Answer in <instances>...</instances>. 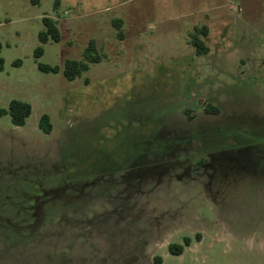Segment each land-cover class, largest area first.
<instances>
[{"label":"rangeland","instance_id":"rangeland-1","mask_svg":"<svg viewBox=\"0 0 264 264\" xmlns=\"http://www.w3.org/2000/svg\"><path fill=\"white\" fill-rule=\"evenodd\" d=\"M44 17L57 41L40 42ZM89 41L99 60L68 80L65 61L83 60ZM0 44V108L31 105L23 126L0 117V216L12 222L0 264H264V175L214 173V191L208 176H177L183 158L249 144L247 162L264 169V0H0ZM136 165L147 175L128 192L115 174ZM66 174L75 185L117 177L119 197L77 186L64 205L22 212L12 191Z\"/></svg>","mask_w":264,"mask_h":264},{"label":"flooded vegetation","instance_id":"flooded-vegetation-1","mask_svg":"<svg viewBox=\"0 0 264 264\" xmlns=\"http://www.w3.org/2000/svg\"><path fill=\"white\" fill-rule=\"evenodd\" d=\"M254 150H255V146L249 144V145H244L241 147L239 146L235 147L233 150L231 148L228 151L223 150V151H218V152L216 151V152L205 153L204 157L201 158V161L200 159H197V160L194 159L191 164H188L187 167L182 166V161L183 159H185L183 158L178 161L179 163L178 167L180 166L181 168H180V173L177 174V176L178 177L182 175L192 176L191 180L195 181L198 185H200V181H201L200 176H203V175L208 176L209 178H207V181L211 188L212 178H213V175H215L216 173L217 175H220L221 177H223V180L227 179V175H229L231 171H237V172L244 171L247 173H251L253 175H264L263 168L252 166L253 164L247 162L248 160L246 157L248 156V153H254ZM137 168L141 169L142 166L136 165L132 169H128L127 170L128 172H125L123 170V171H119L118 174H115V176L118 175V179L119 177H121V179L127 180L125 183L127 184L129 188L128 192H131L133 189H136V186L132 184L134 183V181L136 182V179L145 180L144 176L147 175V173H144V171L143 172L135 171V169ZM137 173H139V176L137 175ZM67 174L65 177L62 178V180L60 179L62 182H60L57 179L55 180V183L51 185H47V186H45L44 184L42 185L39 184L35 186L26 185V189H22L21 191H19L16 188L14 191H12L15 193L13 195L18 197L17 202L18 203L21 202L24 205L23 208L25 209L22 212L29 213L28 209L34 208V210H36L35 214L39 215L40 213L39 209L41 210L43 209L44 211L45 210L44 206H48L49 204L53 205V203L54 204L63 203L64 205L65 195L67 193L78 191L79 189L77 186H80L81 188L88 187L91 190H94V189L98 191L102 190V192H109L111 189H113V191H115L116 193L114 198L119 197L120 188L119 186L116 187V185L117 184L119 185L120 182L116 180L117 177L115 178L113 177V179H110L108 177L104 178L105 176L104 177L98 176V178L96 177L97 179L95 181L90 180L91 182L89 183L85 182L84 184L75 185L73 183V180H71V178H68L70 176ZM133 175L135 176V178L133 179V182H131L130 179L132 180ZM127 177L129 178L127 179ZM179 181H182V180H179ZM212 191H214L213 187H212ZM260 192L261 194L264 193L263 187L260 188ZM120 198L122 197L120 196ZM70 202H73L72 199L71 200L68 199L67 203H70ZM17 213L18 215H20V210H18ZM18 215L16 216V224L18 225L21 224V226H18L19 230L16 232L17 235L15 239L18 241L19 240L18 237L21 236L20 240H22L23 242H26V239L28 241L30 237L32 238L33 232H32V229H29L27 227L28 226L27 223H25L27 218L25 219L23 217L24 219H20L18 218ZM22 215L24 216V214ZM0 221L4 224H7L9 228H11V226L8 224L10 221H7L4 216H0Z\"/></svg>","mask_w":264,"mask_h":264},{"label":"trees","instance_id":"trees-1","mask_svg":"<svg viewBox=\"0 0 264 264\" xmlns=\"http://www.w3.org/2000/svg\"><path fill=\"white\" fill-rule=\"evenodd\" d=\"M44 29L38 33V38L41 43H45L49 37L53 40L57 41L59 39L58 29L55 26L53 20L48 17L43 18ZM207 35V28L204 26L196 27L195 34L191 36L190 43L195 49L196 54H203L207 52V48L202 43L201 36ZM1 49V44H0ZM42 52V47L36 48L34 54L39 56ZM84 60H88L91 62H97L99 60V56L95 52V43L93 41H89L85 48V57L83 60H76V59H68L65 61L62 73L68 80L74 79L78 76L83 70L87 69L88 65ZM3 68V58L0 56V70ZM38 68L42 71H52L57 72L59 71L58 66H49L45 64H38ZM215 112H218L217 109L213 108ZM189 112V111H188ZM31 113V105L23 100L12 99L8 107L0 108V117L4 115H9L10 121L15 126H23L25 124L26 118ZM38 126L43 133H49L52 125L50 122V117L46 113H42L38 120ZM178 143V142H176ZM201 161V159H200ZM91 180V179H90ZM9 230V226L4 224L0 221V232L3 235ZM12 230V229H11ZM189 240L187 238L184 239L183 245H188ZM183 245L181 244H168V250L173 254H179L183 250ZM154 264H160L161 258L159 256L154 257L153 259Z\"/></svg>","mask_w":264,"mask_h":264},{"label":"crops","instance_id":"crops-1","mask_svg":"<svg viewBox=\"0 0 264 264\" xmlns=\"http://www.w3.org/2000/svg\"><path fill=\"white\" fill-rule=\"evenodd\" d=\"M206 37V36H205Z\"/></svg>","mask_w":264,"mask_h":264}]
</instances>
